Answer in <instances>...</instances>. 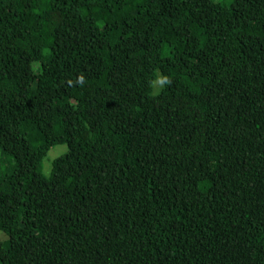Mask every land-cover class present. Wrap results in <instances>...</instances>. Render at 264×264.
Returning a JSON list of instances; mask_svg holds the SVG:
<instances>
[{
    "label": "trees",
    "instance_id": "trees-1",
    "mask_svg": "<svg viewBox=\"0 0 264 264\" xmlns=\"http://www.w3.org/2000/svg\"><path fill=\"white\" fill-rule=\"evenodd\" d=\"M99 1L0 0V264H264V0Z\"/></svg>",
    "mask_w": 264,
    "mask_h": 264
},
{
    "label": "rangeland",
    "instance_id": "rangeland-1",
    "mask_svg": "<svg viewBox=\"0 0 264 264\" xmlns=\"http://www.w3.org/2000/svg\"><path fill=\"white\" fill-rule=\"evenodd\" d=\"M214 1L219 2V3L225 2V0H214ZM99 3L100 4L104 3V0H100ZM104 19L105 21L107 19L105 14H104ZM24 83H25V79L19 78L18 84L21 87ZM159 90H160V82L155 81L150 95L151 96L157 95ZM67 150L68 148L66 144H56V145L51 146L49 150L47 151L46 155L41 160L39 172L43 176L48 177L50 175L52 161L60 157L61 155H63ZM5 239H6V236L0 231V241L5 240Z\"/></svg>",
    "mask_w": 264,
    "mask_h": 264
}]
</instances>
